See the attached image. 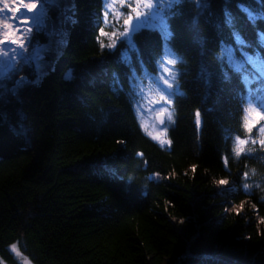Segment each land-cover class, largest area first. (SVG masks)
Listing matches in <instances>:
<instances>
[{
	"label": "trees",
	"instance_id": "obj_1",
	"mask_svg": "<svg viewBox=\"0 0 264 264\" xmlns=\"http://www.w3.org/2000/svg\"><path fill=\"white\" fill-rule=\"evenodd\" d=\"M72 2L76 22L64 30L66 47L53 70L39 82L23 75L28 82L0 103V257L9 261L8 248L17 245L32 264H264V147L243 120L246 102L261 109L264 93L250 96L236 74L221 90L215 58L225 12L234 24L223 38L234 30L255 41L236 7L252 0L173 7L181 94L168 148L141 133L119 53L101 54L99 42L108 39H98L99 27L112 30L102 21V0ZM133 40L144 62L137 76L154 73L159 32L142 28ZM253 52L260 59L246 67L259 79L264 52ZM202 67L214 73L211 89ZM237 137L250 140L239 157Z\"/></svg>",
	"mask_w": 264,
	"mask_h": 264
},
{
	"label": "snow or ice",
	"instance_id": "obj_2",
	"mask_svg": "<svg viewBox=\"0 0 264 264\" xmlns=\"http://www.w3.org/2000/svg\"><path fill=\"white\" fill-rule=\"evenodd\" d=\"M105 4V11L103 15V23L108 25L110 23L109 16L112 13L108 10L111 8V5L106 3V0H103ZM166 7L162 8L158 13H152V6L151 4L146 5L149 9L148 13L144 15L147 17L143 22L138 23L135 28L131 31L127 26L123 28L122 31L117 32L115 27L111 31H105L103 27H99L100 20L97 19L95 21V26L99 27V35L100 37H107L108 42L105 43L103 40L99 42V49L101 54H116L119 53V63L125 65L131 75L128 79L132 82L135 81L137 73L136 68L139 66L143 69L144 62L140 53L139 48L137 47L136 43L133 40V33L136 32L139 28H147L150 30H156L159 32L160 36V43L162 46V51L165 55L171 52V44L175 38V33L170 27L169 20L171 18L172 9L175 5L181 3V0H164ZM49 3H52L54 6L56 5V0H49ZM121 5V12H117L115 14L116 19L118 20L123 15V7H124V0H119ZM253 6H245L244 4H237L236 7L239 8L242 13L246 14V20L248 23V27L253 30L255 41H247L246 38H243L241 34L237 31H231L229 33V38H223V33L226 28L231 29L234 24L233 15L225 12L224 17L220 20L219 27L216 29L217 32L221 35V39L218 41V52L216 53V69L219 73V80L221 83V90H223V85L230 84L233 75L236 74L239 76L241 81V88H248L250 96H257L261 93H264V74H261L259 79L256 74H252L248 72L246 65H252L255 67L260 59V56L257 53L253 52V49H257L259 52H264V29L260 28L261 24H264V0H252ZM37 5L36 3H25L24 0H16V4L9 9V5L7 3L4 4V8L8 9L13 13L11 19L13 24H5L4 27L8 29L4 33L3 39H0V45H15V48H11V61L12 63L8 64L7 67L0 71V103H7L9 96H15L17 89L22 87L24 84L28 82L26 76H19L17 78V73L23 71V67L17 63V49H23L27 51L25 41L29 40V37L32 34V28L26 27L23 28L21 26L28 25L29 21L26 17L23 16V11L26 10L28 13L34 12ZM226 7H231L230 4L227 3L226 0ZM74 9V5L71 6ZM133 13L136 14V17L139 18L141 13L138 11L136 7H130L127 16L124 19V24L128 25L130 21L133 19ZM99 15V14H95ZM70 20V18H69ZM71 23H75L76 21L70 20ZM36 23L38 28L44 27V13L41 12L36 19ZM20 33V35H18ZM50 35H55V33H50ZM196 42L201 46L204 47L206 41L201 38L197 37ZM60 44H66V40H60ZM119 45V47H118ZM107 50V53H105ZM51 48L48 45H41L38 46L36 49L33 50L31 56H25L23 59V65H30L34 66L36 72L39 75H46L47 73L44 71L45 68V61L46 56L50 53ZM252 53V54H249ZM3 56H9V51L5 50L2 53ZM157 63L160 64L161 62L157 60ZM171 63L175 64L176 61L173 60ZM186 63V62H185ZM161 66H163L161 64ZM165 72L168 70L165 68ZM214 73L209 71L208 68L202 67L200 71V76L204 79L206 86L211 89L212 86V77ZM115 76V74H114ZM71 78V73L67 74L66 79ZM164 79V83L167 85L168 89L172 88V84L168 83L167 79ZM9 82H14V87H9ZM117 83L119 80L117 78ZM163 101L164 103L168 104L171 103L170 100H166L163 95L160 96V100L156 101V103H160ZM243 111L247 112L248 109H243ZM165 109L161 107L159 109V114L163 116ZM196 125L199 127L202 123L201 121V113L199 111L196 112ZM258 119L255 121H248L245 118L244 121V128L245 131L251 135L253 134L254 129L257 128L258 125H261L264 122V113H257ZM167 119L171 121L172 116L171 114L168 115ZM161 125L165 123L163 119L159 121ZM166 132L167 129H164ZM260 134H264V126H260L258 129ZM156 139V137H153ZM165 143L171 144V141H161V145L163 146ZM247 143V140L241 139L237 137V144L239 146H243ZM253 143H256L253 140ZM259 144L264 147V135L261 136L259 139ZM252 151V149H249ZM244 152L243 147H238L235 150V154L239 157ZM225 164H227V159L225 160ZM196 168L193 166L192 171L195 172ZM247 176V173H245ZM228 183L227 180L221 179L218 181L219 185H226ZM249 188L248 184H244V189L247 192ZM253 208L256 207L255 204L252 205ZM243 210V204L240 205V208L236 210L237 215L239 212ZM261 223H264V218H261ZM12 252H17L16 245L11 246ZM18 254V253H17ZM27 264V261L25 262Z\"/></svg>",
	"mask_w": 264,
	"mask_h": 264
},
{
	"label": "rangeland",
	"instance_id": "obj_3",
	"mask_svg": "<svg viewBox=\"0 0 264 264\" xmlns=\"http://www.w3.org/2000/svg\"><path fill=\"white\" fill-rule=\"evenodd\" d=\"M106 3L111 5V8L108 10L112 13V15L109 16L110 23L108 25H110L112 29L113 27H115L117 32L122 31L125 26L129 27V25L132 24L133 22H136L138 24L143 22L145 19H147V17L144 15L145 13L149 12V9L146 7V5L151 4L152 6L151 10L152 13L154 14L158 13L162 8L166 7V4L163 0H124L123 15L117 20L115 14L117 12H121V5L119 3V0H106ZM40 4L43 6V8H45L46 21L44 20V22L46 23L48 19V26L46 27V25H44L43 28L37 27L34 30L33 34L31 35V39L28 43L29 47L26 56H31L34 49H36L38 46L45 45V43L51 38H57L58 40L63 39V37L65 36L62 34L63 30H65L67 26L70 25L71 23L70 20L73 19L70 14L72 10L71 6L73 5L72 2L69 8L67 7L63 10V13H61L62 12L61 9L56 7L57 8L56 10H58L57 16L53 15L54 9L53 7L50 6L49 0H41ZM47 6L49 7V9L46 8ZM130 7H136L138 11L141 13V15L139 18H137L136 14L133 13L132 21H130L128 25H125L124 19L127 16ZM102 11H103L102 14L104 15L105 4L103 0H102ZM103 15H102V21H103ZM141 29L142 28H140V30ZM50 33H55V35H50ZM44 34H47L49 38L45 40L44 43L39 42L38 41L39 36H44ZM23 59L19 63L22 67H24ZM173 60L176 61V59L171 54V52L165 55L162 51V56L159 59L161 63L156 64L155 72L151 73L143 70V72H141V74L138 75L135 81L132 83L134 97L131 99V102H132L134 116L138 123L139 129L144 136H146L147 138H149L151 141H153L162 148H168L169 146V144L167 143H165L162 146L161 141H168L167 138L168 132L173 127L175 122L173 101L176 96L181 94V91L178 86V73L175 68L176 63L175 64L171 63V61ZM161 64L163 66H161ZM32 67H33V71L35 72L34 75L38 77L39 74L36 72L34 66ZM165 68L168 70L167 72L164 71ZM52 70H48V72ZM16 75L17 78H19V76H21V71ZM161 77H164L165 79H167L168 83L172 84L171 89L167 88V85L164 83V79H161ZM161 95H163L166 100H170L171 103L166 104L163 101H160V103H156V101L160 100ZM161 107L165 109V112L163 114V120L165 121V123L163 124V126H158L157 123L155 122V117L159 114V109ZM244 109H248V111L247 112L243 111V120L245 121V118H247L248 121H255L256 119H258L257 117L258 112L264 113V104L260 109L257 108L254 105V103L247 101L246 105L244 106ZM169 114H171L172 116L171 121L167 119ZM260 126H264V122H262L261 125H258L257 128L254 129L257 143H259V139L261 138V136L264 135V134H260L258 131ZM164 129H167V131L165 132ZM153 137H156V139H153ZM245 140H247V143L250 141L249 139H245ZM235 145L237 146V148L245 147V145L239 146L237 144V141H235ZM8 253L10 256V260L8 261L0 257V264H25L26 261L27 264H32L20 252L18 247H17V252H12L10 246L8 248Z\"/></svg>",
	"mask_w": 264,
	"mask_h": 264
},
{
	"label": "bare ground",
	"instance_id": "obj_4",
	"mask_svg": "<svg viewBox=\"0 0 264 264\" xmlns=\"http://www.w3.org/2000/svg\"><path fill=\"white\" fill-rule=\"evenodd\" d=\"M40 1L41 0H24L25 3H36V5H37L36 9L32 13H28L26 10L23 11V16L28 19L29 23H28V25H24V26H21V27H23V28L31 27L32 30H33L32 34H33L34 30L38 27V25L36 23V19H37V17L39 16V14L41 12L44 13V20L46 21V18H45L46 11H45V8H43V6L40 4ZM71 2H72V0L71 1L70 0H56V5L55 6L52 3H50V6L53 7V9H54L53 15L57 16L58 10H56L57 9L56 7L61 9L62 10L61 13H63V10L65 8H67V7L69 8L70 7ZM5 3H7L9 5V9H10L12 6H14L16 4V0H0V39H3L4 33L6 31H8V29H6L4 27V25L6 23L7 24H13V21L11 19L13 13H11V11H9L8 9L4 8V4ZM72 4H73V2H72ZM46 8L49 9L48 6ZM44 25H46V27L48 26V19H47L46 23L44 22ZM62 34L63 35L65 34L64 30H63ZM18 35H20V33H18ZM43 38L45 40H47L49 37L47 36V34H44ZM30 39H31V36L29 37L28 41H25V45H26L27 51H24L23 49H17L16 57H17V63L18 64L22 61V59L28 53V47H29L28 43H29ZM66 39L67 38L64 36L63 39H61V40H66ZM59 41L60 40H58L57 38H51L45 43V45H48L51 48V51L46 56V61H45L44 71L47 74H48V70H50L51 68L52 69L54 68V64L57 61V59L59 58L60 53H62V51L66 47V44H60ZM15 47H16L15 45H8V44L0 45V71H3L7 67L8 64L12 63L10 50H11V48H15ZM5 50L9 51V56H7V57L2 55V53ZM30 72L31 73H35L33 71V67L30 66V65H24L23 71H21V76L22 75H27ZM46 75H39L38 77H36L37 80H35L34 82L41 81L43 79V77H45Z\"/></svg>",
	"mask_w": 264,
	"mask_h": 264
},
{
	"label": "water",
	"instance_id": "obj_5",
	"mask_svg": "<svg viewBox=\"0 0 264 264\" xmlns=\"http://www.w3.org/2000/svg\"><path fill=\"white\" fill-rule=\"evenodd\" d=\"M136 25H137L136 22H133L132 24H130L129 27H128L129 30L131 31L133 28L136 27ZM139 30H140V28H139L136 32L133 33V36H135L136 34H138ZM60 54H61V53H60ZM50 70H52V68H51ZM161 119H163V116H161L160 114H158V115L155 117V122L157 123L158 126H163V125H161V124L159 123V121H160Z\"/></svg>",
	"mask_w": 264,
	"mask_h": 264
}]
</instances>
